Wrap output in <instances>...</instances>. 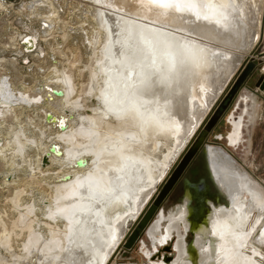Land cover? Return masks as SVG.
Instances as JSON below:
<instances>
[{"label":"bare ground","instance_id":"6f19581e","mask_svg":"<svg viewBox=\"0 0 264 264\" xmlns=\"http://www.w3.org/2000/svg\"><path fill=\"white\" fill-rule=\"evenodd\" d=\"M30 1L40 32L16 49L39 59L35 77L17 82L0 60V264H110L259 41L264 0H215L229 5L220 24L142 0ZM39 39L45 50L32 51ZM168 136L178 142L159 169L149 142ZM208 148L226 202L191 222L187 196L149 224V240L173 242L169 264H264V186Z\"/></svg>","mask_w":264,"mask_h":264},{"label":"rangeland","instance_id":"374dc122","mask_svg":"<svg viewBox=\"0 0 264 264\" xmlns=\"http://www.w3.org/2000/svg\"><path fill=\"white\" fill-rule=\"evenodd\" d=\"M69 1L71 2L72 0ZM0 2L3 3V6L0 7V60H2L1 58H5V60H7V62H3L2 66L4 67V69L7 70V72H9V74L15 79V81L19 82L24 77L28 79L27 81H29V79H33L35 77L36 74L35 72H37L39 59H36L35 56L31 55L30 54L31 51L28 53L27 52L21 53L20 50L16 49V44L17 46L20 44V48L26 51L24 41L21 39L20 36L26 34L30 35L35 33L36 31H38L39 33L41 23L39 19L33 18V15L31 14V11L28 8L27 4L31 2L30 0H0ZM74 5L77 6V3ZM69 6L71 7L70 4ZM57 35H59V33ZM40 46L42 47L43 50H45L44 42L41 39H39L37 47H35V49H33L32 51L36 49L38 50ZM44 53H45L44 51L41 52L42 55H44ZM253 57L260 64L261 70L264 72V65L261 66L262 60L264 59V25H263V29L261 30V36L259 41L254 46L252 51L245 57L243 61V65H245ZM83 58L84 59L82 60L84 61L82 62H85L87 60V57L84 56ZM236 77L237 75L234 76L232 82L227 87V90L232 86ZM248 87L254 89V87H251L247 84L244 85L245 89H249ZM244 93L250 95L251 97V102L249 105L250 108L252 106L255 107V110L251 108L250 111L251 113L253 112V117L251 114V116H249L246 119L245 126L246 125L247 126L245 128V137H244L245 142L244 144H242L245 146L241 145L238 148H233L229 146L227 147V144L224 140L221 142L222 144H218V145L226 149L231 154V156L237 161L238 165L242 169L244 168L245 170H247L256 180H258L264 186V95L260 94L258 91L256 92V95L252 94L250 91H245ZM182 108L181 110L184 111V109ZM203 125L201 126V128L203 127ZM222 128L225 132L230 129V127L226 125L223 126ZM163 139L164 140H161V142L158 144L159 146H157L156 149L153 148L154 141L149 142V146H148L149 152L152 154V158L154 159L153 163L157 165L158 167L156 166V168L159 169L162 166L160 163H162V161L166 158V156L169 155L168 152H170V150H173L175 147L174 145H176V143L178 142L176 137L174 138L173 136L172 137L168 136ZM175 140H177V142ZM210 141L211 144L209 145H213V144H214L213 146L216 145L215 143H212L214 142L212 138L210 139ZM188 147L186 148L185 151H183V154L176 160V162L173 163L169 175L172 173V171L179 163L182 156L188 150ZM155 160L157 163L155 162ZM169 175L164 180V182L160 184L158 192L163 187ZM158 192L155 194V196L158 194ZM153 199L151 200V202L153 201ZM179 204L180 202H178L176 198L164 203L162 205L163 208L160 210V212H158L157 216L152 220L151 223L156 221L160 217L161 213L164 212L165 214L163 220V225H164V223H166L169 220V212L171 208H175ZM120 209L122 210V208ZM143 214L141 215V217L143 216ZM141 217L138 220H135L131 223L130 229L128 230V233L124 238L125 240L121 241L119 243L120 245L118 244L117 246L118 248L114 252L113 256L110 258L111 259L110 264H114V263L115 264H154V262H152L153 260H151L150 257H145L143 252L140 251L141 248L140 244H137L132 249L126 248L124 245L125 241L129 238L130 233L137 227V223L139 222ZM148 233H149V226L145 231V234H142V238L140 239L139 243L144 244V247L142 248L144 252L151 254V252L153 253V249L155 248L153 247V244L149 240ZM190 239H191V235H189L188 237L189 242ZM147 250L150 252H147ZM166 253L169 252L165 251L163 255L165 256Z\"/></svg>","mask_w":264,"mask_h":264},{"label":"flooded vegetation","instance_id":"af4514ba","mask_svg":"<svg viewBox=\"0 0 264 264\" xmlns=\"http://www.w3.org/2000/svg\"><path fill=\"white\" fill-rule=\"evenodd\" d=\"M251 84L255 86L254 82H251ZM250 88V87H248ZM230 89V88H229ZM228 89V90H229ZM227 88L224 90V92L221 94L215 105L213 106L210 115L206 119V122L210 119L213 112L217 108L219 102L223 99V97L228 92ZM247 91L244 86L240 90V92L236 95V98L232 104V106L227 110V112L224 114V116L219 120L213 131L211 132L210 136L205 142V145L211 144L210 139L212 140L218 147V144H222L221 142L224 140L227 144V147H233L238 148L242 144H244L245 140V123L246 119L245 116L248 113L249 104L248 101L251 100L250 95L245 94L244 92ZM258 92L262 95H264V92L261 90H258ZM251 116V114H250ZM253 117V114H252ZM204 123V125L206 124ZM203 127L198 132V134L195 136V138L192 140L191 144L201 135V132L203 131ZM229 126L230 129L228 131L223 130V126ZM233 132L234 137L232 139V144L230 143V137L229 135ZM189 145V147L191 146ZM214 145V144H213ZM245 146V145H242ZM188 147V148H189ZM222 148V147H221ZM224 149V148H222ZM229 155H231L226 149H224ZM177 166V165H176ZM175 169V168H174ZM173 172V171H172ZM210 161L208 154L206 152V148L202 147L199 152L196 154L195 158L192 160V162L189 164L188 168L184 172L183 176L180 178V180L177 182V184L174 186L170 194L167 196L164 203H166L169 200H173L176 198L180 204L184 201L185 197L190 196V208L193 210L192 215H190L191 222H203L205 218L208 215V206H210V203H214L215 205H220L226 202L225 195L221 192L220 188L218 187L217 183L213 179V175ZM170 176V175H169ZM214 180V181H213ZM165 185V183H164ZM163 185V187H164ZM161 188V190L163 189ZM160 190V191H161ZM200 196V197H199ZM199 198V199H198ZM203 199V200H202ZM209 200V201H208ZM163 203V204H164ZM162 204V205H163ZM203 207V208H202ZM197 209L198 215L197 218H194V210ZM200 209V210H199ZM200 214V215H199ZM193 217V218H192ZM201 217V218H199ZM189 235L192 237L191 230H189ZM189 237V236H188ZM171 248H173V242L171 241L169 244ZM166 246V245H165ZM159 247L157 250L153 251L152 256L155 261L160 260L161 256H164L163 253L167 250H164V247ZM166 254H171L170 251Z\"/></svg>","mask_w":264,"mask_h":264},{"label":"water","instance_id":"95a60500","mask_svg":"<svg viewBox=\"0 0 264 264\" xmlns=\"http://www.w3.org/2000/svg\"><path fill=\"white\" fill-rule=\"evenodd\" d=\"M24 44H25L26 50H28V46L25 41H24ZM35 47L33 49H35ZM236 75L237 77L234 80V83L232 84L230 89L228 90L227 94L219 102L212 116L204 125L201 135L191 144V146L182 156L179 163L177 164L173 172L170 174V176L166 180L163 189L158 192V194L155 196V198L150 203L145 213L143 214V216L137 223V227L130 233L129 238L124 243L126 248L132 249L137 244H140V247H141L140 251L143 252L145 257H150L151 260H153L152 262H157L154 260L152 253L149 255L148 253L142 250V248L144 247V244L139 243L140 239L142 238V234H145V231L147 230L149 224L157 216L159 210L162 208V204L166 200L167 196L170 194L174 186L183 176L189 164L192 162V160L195 158L196 154L199 152V150L202 147L206 148V152L209 157V148L207 145H205V142L210 136L215 126L217 125V123L219 122V120L224 116L227 110H229V108L232 106L236 98V95L240 92L243 86L247 84L251 87H254V85L251 84V82H254L258 90H261L262 92H264V72L261 70L260 64L255 60L254 57L251 60H249L245 65H243V62H242L240 68L236 72ZM56 93L60 95L63 94L62 91H56ZM49 119H51V117ZM61 128L65 129V125L61 124ZM49 153H56L59 155L62 154L58 146L55 144L51 146ZM47 161L48 159L46 157L44 159V162L46 163ZM86 163L87 161L80 160L78 161L77 165L79 167H83L86 165ZM69 178L70 176H66V179H69ZM197 211H198L197 209L194 210V214H195L194 218H197V215H198ZM155 250L157 249H153V251ZM164 250L170 251L171 254H165V256H169L168 258H165V256H161L159 262L162 260L165 264H169L175 259V251L169 245H166L164 247Z\"/></svg>","mask_w":264,"mask_h":264},{"label":"snow or ice","instance_id":"6c2138e0","mask_svg":"<svg viewBox=\"0 0 264 264\" xmlns=\"http://www.w3.org/2000/svg\"><path fill=\"white\" fill-rule=\"evenodd\" d=\"M142 6L149 10H156L162 17H168L171 14L178 15L180 18H191L196 22L215 24L221 23L220 19L215 18L218 15L217 9L227 10L229 7L223 2L217 4L215 0H142ZM219 15L222 16V12ZM146 43L149 42L146 41ZM258 206L264 207V203ZM223 227L226 232L228 226Z\"/></svg>","mask_w":264,"mask_h":264},{"label":"crops","instance_id":"0c3cea01","mask_svg":"<svg viewBox=\"0 0 264 264\" xmlns=\"http://www.w3.org/2000/svg\"><path fill=\"white\" fill-rule=\"evenodd\" d=\"M262 65H264V59L262 60V64H261V66ZM247 91H250L252 94H255L256 95V92L258 91V88H255L254 87V89L253 88H249V89H246ZM254 90V91H253ZM250 102H251V100L250 101H248V104L250 105ZM253 110H255V107L254 106H252L251 107ZM251 108H250V106H249V108H248V113L246 114V115H244L245 116V119H247L249 116H250V114H253V112L251 113L250 111H251ZM247 122H248V120H247Z\"/></svg>","mask_w":264,"mask_h":264}]
</instances>
